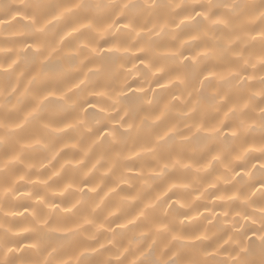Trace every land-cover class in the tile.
<instances>
[{"label": "clouds", "instance_id": "9594fccd", "mask_svg": "<svg viewBox=\"0 0 264 264\" xmlns=\"http://www.w3.org/2000/svg\"><path fill=\"white\" fill-rule=\"evenodd\" d=\"M0 264H264V0H0Z\"/></svg>", "mask_w": 264, "mask_h": 264}]
</instances>
